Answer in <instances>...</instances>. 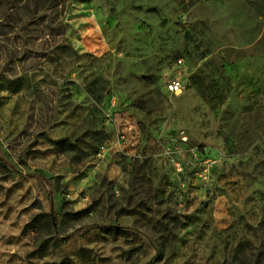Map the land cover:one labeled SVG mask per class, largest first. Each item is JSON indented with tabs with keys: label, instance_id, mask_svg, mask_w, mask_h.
I'll return each instance as SVG.
<instances>
[{
	"label": "rangeland",
	"instance_id": "rangeland-1",
	"mask_svg": "<svg viewBox=\"0 0 264 264\" xmlns=\"http://www.w3.org/2000/svg\"><path fill=\"white\" fill-rule=\"evenodd\" d=\"M132 9L159 38L116 48L109 25ZM88 13L109 51L86 48ZM0 264H264V20L248 3L0 0Z\"/></svg>",
	"mask_w": 264,
	"mask_h": 264
},
{
	"label": "crops",
	"instance_id": "crops-1",
	"mask_svg": "<svg viewBox=\"0 0 264 264\" xmlns=\"http://www.w3.org/2000/svg\"><path fill=\"white\" fill-rule=\"evenodd\" d=\"M243 1L250 5L252 10L258 15L260 19L264 20V0H243ZM125 3L128 4L129 2L126 1ZM144 18L145 16L141 12L133 9L125 13L119 12L118 15L114 16L113 23L109 25V27L111 26V28H113L115 31L116 30L119 31V32L116 31L118 32V35H116L118 38V41L115 43L116 48H137L139 45V42L137 41V35H140L139 39L143 37H150V38L153 37L154 39L156 37L159 38V33L157 31V28L152 27L151 29L149 27V23H155L156 20L153 17H151L148 20V25H146L143 21ZM85 19L86 22H89V28H86L85 31L82 33L83 34L82 38L86 40L85 43V45L87 44L86 48L88 47L91 50L99 49L100 54L104 53L105 51H109L110 48H113L114 45L112 44L114 42L113 41L110 43L107 42L106 37H104V35H102L103 36L102 41L101 39L98 38L99 43H96V41H93L91 39V35H92L91 31H94L95 30L94 26L99 24L100 22L98 15H95L94 13L93 14L88 13ZM132 26L138 27L139 29L142 28L141 26H145L150 31V34H145L143 30H140L139 34L136 35L132 34L130 31ZM155 44L156 41L154 42V44H150L149 48H155ZM157 48H166V41L162 40V43H160L157 46ZM125 59L128 65L135 62V64H132L131 65L132 67L130 66L129 70H127V72L130 74H135L137 73L138 69H146L148 67V64H145L144 61H137L136 59H133L129 55H125ZM139 85H142V83H139Z\"/></svg>",
	"mask_w": 264,
	"mask_h": 264
},
{
	"label": "built area",
	"instance_id": "built-area-1",
	"mask_svg": "<svg viewBox=\"0 0 264 264\" xmlns=\"http://www.w3.org/2000/svg\"><path fill=\"white\" fill-rule=\"evenodd\" d=\"M179 64H182V60L179 61ZM185 87V83L181 79L175 78L167 84V92L178 96L184 92Z\"/></svg>",
	"mask_w": 264,
	"mask_h": 264
},
{
	"label": "trees",
	"instance_id": "trees-1",
	"mask_svg": "<svg viewBox=\"0 0 264 264\" xmlns=\"http://www.w3.org/2000/svg\"><path fill=\"white\" fill-rule=\"evenodd\" d=\"M49 8H57L60 5L64 4L67 0H41Z\"/></svg>",
	"mask_w": 264,
	"mask_h": 264
}]
</instances>
